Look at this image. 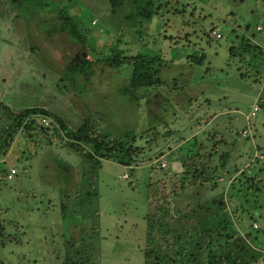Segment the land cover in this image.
<instances>
[{"label":"rangeland","instance_id":"1","mask_svg":"<svg viewBox=\"0 0 264 264\" xmlns=\"http://www.w3.org/2000/svg\"><path fill=\"white\" fill-rule=\"evenodd\" d=\"M55 1L80 30L85 28L84 44L60 33L46 38L39 27L50 11L31 17L28 1L0 0V126L8 121L4 106L12 112L42 107L72 129L87 119L109 137L151 126L159 137L156 144H148L151 134L135 138L141 148L132 165L102 159L95 168L70 150L67 140L52 136L36 145L18 132L0 157V168H16L11 179L0 176V230L15 238L0 244V259L60 264L65 238L75 239L96 225L95 264H143L139 246L147 184L158 179L173 186L170 181L180 171L175 152L191 141L212 151L219 165L221 152L228 158L214 186L194 183L179 192L173 207L185 210L221 198L229 230L262 253L264 111L251 116L250 110L263 95L264 62L259 55L251 65L243 60L251 56V43L264 52V0H159L161 12L140 31L124 21L130 0L112 15L107 0ZM213 30L221 38H213ZM112 47L127 56L159 55L170 62L159 72L167 83L137 89L138 100L128 99L119 89L130 67L111 68L100 59ZM190 56L202 59L195 64ZM84 58L92 61L85 70L92 71L89 78L64 71ZM35 118L52 128L48 116ZM91 188L97 189V199L87 200L84 194ZM262 262L258 256L252 264Z\"/></svg>","mask_w":264,"mask_h":264},{"label":"trees","instance_id":"2","mask_svg":"<svg viewBox=\"0 0 264 264\" xmlns=\"http://www.w3.org/2000/svg\"><path fill=\"white\" fill-rule=\"evenodd\" d=\"M17 1H28L31 4L28 7L31 17L39 11H50L49 16L42 19L39 27L40 32L46 33V38L60 33L68 36L70 41L81 44L86 42L85 28L79 29L73 15L66 8L58 7L60 2L55 0H46L45 3H41L42 0ZM107 1L111 15L124 6V0ZM162 7L159 0H130L127 12L124 14V21L126 25L140 31L144 23L149 22L152 16L161 12ZM246 26L248 27L249 24ZM249 45L252 49H250L251 56L248 57L249 59L244 58L243 61L248 65L257 63L256 57L259 55L261 56L259 63L264 62L262 47L253 43ZM110 51V55L100 58L107 66L117 68L127 63L130 67L127 83L119 89L120 93L126 95L128 99L138 100L137 89L167 83L159 77V72L161 68L171 63L166 62L159 55L137 53L127 56L117 47H112ZM190 57L195 60V64L202 59V56ZM91 63L92 61L86 58L79 62L72 61L66 65L64 71L68 74L79 72L84 74V78H89L92 71L85 73V70ZM257 100L258 113L261 110L264 111V91ZM4 109L8 121L0 126V157L6 155L15 135L19 132L26 142L33 141L36 145L48 143L52 136L60 141L67 140L66 146L95 168H99L102 159L132 165L137 151L141 148L135 144V138L142 139L151 134L152 138L149 139L148 144L152 142L156 144L159 137L158 131L152 126L138 134L125 131L120 136L109 137L102 132L98 133L87 119H84L76 129H72L66 126L57 115L42 107H25L17 112H12L7 106H4ZM36 116L51 118L52 128L48 129V123V125L45 123V126L43 121V124L36 121ZM214 144L213 146L216 147L219 143L216 141ZM175 153L176 156L172 155L177 158L180 171L177 174L178 179L170 181L173 186L168 185L167 188V185L160 184L158 179L147 184L145 195L147 210L143 218L145 226L139 246L143 264H252L258 256H261L262 264H264V249H261L262 253L260 251L258 253L250 244H243L235 230H229L228 215L224 211L225 205L222 204L221 198H212L206 205L198 204L185 210L173 207L176 205H173V199L179 195V192L194 183L213 182L214 186L215 181L221 179L216 174L217 170L225 167L228 154L220 153L221 164L219 165L213 161V152L205 151L200 144L195 145V141L179 147ZM8 172L9 168H0V176L6 179H8ZM97 194V189L91 188L85 191L84 197L87 200L97 199ZM60 207L62 212L66 210L63 203ZM97 211L93 209L94 216ZM98 238L96 225H93L89 232L80 234L75 239L65 238L62 257L58 254L61 257L60 264H95ZM14 239L11 234L0 230V244L12 242ZM0 264L5 263L0 259Z\"/></svg>","mask_w":264,"mask_h":264},{"label":"built area","instance_id":"3","mask_svg":"<svg viewBox=\"0 0 264 264\" xmlns=\"http://www.w3.org/2000/svg\"><path fill=\"white\" fill-rule=\"evenodd\" d=\"M211 35H212L213 38H217V39L221 38L220 33L217 32L216 30H213L212 33H211ZM257 111H258V107H257L256 104H254L252 106L251 110H250V115L251 116H254ZM42 121L45 122L46 120L43 119ZM241 134H242V136H247V131L246 130H243ZM161 166L162 167H165V163H161ZM15 173H16V169L15 168H13V167L12 168H9V172L7 174V178L8 179H11Z\"/></svg>","mask_w":264,"mask_h":264}]
</instances>
